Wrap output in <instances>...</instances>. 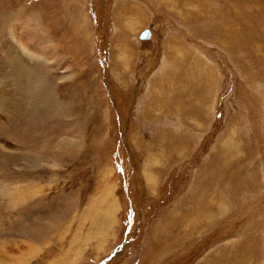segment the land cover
<instances>
[{"label": "rangeland", "instance_id": "obj_1", "mask_svg": "<svg viewBox=\"0 0 264 264\" xmlns=\"http://www.w3.org/2000/svg\"><path fill=\"white\" fill-rule=\"evenodd\" d=\"M0 27V264H264V0H0Z\"/></svg>", "mask_w": 264, "mask_h": 264}, {"label": "bare ground", "instance_id": "obj_2", "mask_svg": "<svg viewBox=\"0 0 264 264\" xmlns=\"http://www.w3.org/2000/svg\"><path fill=\"white\" fill-rule=\"evenodd\" d=\"M9 19V18H8ZM2 25H3V23H1ZM4 26V25H3ZM0 28H2V27H0ZM8 44H6V46H7ZM2 46V45H1ZM2 48V47H1ZM9 50H11V49H9ZM9 53V52H8ZM4 57L5 58H7L5 55H4ZM20 57V56H19ZM18 59V58H17ZM21 64H20V62L18 61V60H14L15 61V63L18 65V67H14V68H18L19 69V67L21 68V66L22 65H25L26 64V61H25V59L23 58V56H21ZM23 61V62H22ZM36 62V61H35ZM32 65V64H31ZM29 66L30 68H29V70L30 69H33L34 68V71L35 70H41V65L40 64H33V66ZM10 66V65H9ZM2 67H3V69H4V67H5V65H4V63H2ZM31 67H33V68H31ZM26 69H28L27 67H25ZM27 71V70H26ZM26 71H25V73L24 74H27L28 73V71H27V73H26ZM42 71V70H41ZM33 73V72H32ZM3 74V73H2ZM2 74H0V77L2 78ZM24 74H22L21 75V77L18 79V81L15 83V86H16V88H17V90L19 91V89L21 88L20 87V82L23 80L24 82H25V84H26V88L25 89H20V93L22 94V98L23 97H25V95H28L26 98V100H29L30 99V96H31V92H32V89L31 88H35L36 89V87L38 86V81H34V82H30L29 83V79H27L28 78V76H26V75H24ZM28 75V74H27ZM39 76L40 75H36L35 76V78L36 79H38L39 78ZM32 77V76H31ZM43 79V78H42ZM1 80V79H0ZM4 83H6L5 81H4ZM31 87V88H30ZM34 89V90H35ZM30 94V95H29ZM25 99V98H24ZM1 101V100H0ZM31 102H32V100H30ZM24 102V101H23ZM29 103V102H28ZM18 104V103H17ZM19 105V104H18ZM26 105H27V103H26ZM1 107V106H0ZM28 107H29V104H28ZM27 107V108H28ZM56 107V106H55ZM36 108V107H35ZM36 109H38V108H36ZM42 109V108H41ZM56 110V109H55ZM55 112V111H54ZM56 112H59V110H57ZM55 112V113H56ZM18 113V112H17ZM50 113V112H49ZM34 114V113H33ZM52 115L54 114V113H51ZM56 114H58V113H56ZM35 115L37 116V114L35 113ZM55 115V114H54ZM111 218V217H110ZM110 221V220H109Z\"/></svg>", "mask_w": 264, "mask_h": 264}, {"label": "water", "instance_id": "obj_3", "mask_svg": "<svg viewBox=\"0 0 264 264\" xmlns=\"http://www.w3.org/2000/svg\"><path fill=\"white\" fill-rule=\"evenodd\" d=\"M150 31L149 30H144L142 33H140V35H139V39L140 40H146V39H149V37H150Z\"/></svg>", "mask_w": 264, "mask_h": 264}]
</instances>
